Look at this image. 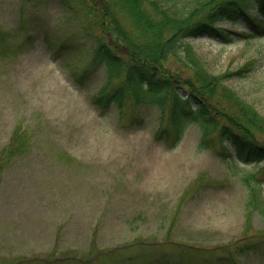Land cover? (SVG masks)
<instances>
[{"label": "rangeland", "instance_id": "1", "mask_svg": "<svg viewBox=\"0 0 264 264\" xmlns=\"http://www.w3.org/2000/svg\"><path fill=\"white\" fill-rule=\"evenodd\" d=\"M87 11L76 0H0V264H154L245 240L261 247L235 264H264V221L247 205L256 168L198 147L194 122L176 143L159 138L166 115L155 105L99 109L92 96L105 72L88 66ZM219 26L250 30L244 20ZM229 37L183 42L264 115V33ZM182 57L180 47L164 67L191 77ZM214 93L223 120L236 109Z\"/></svg>", "mask_w": 264, "mask_h": 264}, {"label": "trees", "instance_id": "2", "mask_svg": "<svg viewBox=\"0 0 264 264\" xmlns=\"http://www.w3.org/2000/svg\"><path fill=\"white\" fill-rule=\"evenodd\" d=\"M76 1L92 15V25L86 29L92 45L88 66H103L105 72L99 92L92 96L96 106L107 110L112 104L122 115L127 104L137 108L155 105L161 116L166 115L165 125L156 135L166 140L172 134V143L182 138L188 123L199 125L198 147L210 149L231 163L239 161L244 168H256L245 177L249 187L247 205L256 209L264 221V196L259 186L264 180V138L257 135L264 132V115L221 83V78L231 74H212L192 46L183 42L204 34L231 40L230 32L243 36L264 33V0ZM224 20L233 24L244 20L250 31L221 28L219 24ZM180 47L191 77L183 78L164 67L167 55H176ZM245 69L236 73L242 74ZM217 88L229 94L236 109L223 112V120L217 113L212 114ZM136 119L131 116L130 123ZM255 173L261 178L256 179ZM245 241L225 251L215 248L214 254L204 258L164 253L156 256L154 264H196L202 259L200 264H235L237 256L261 247L258 241Z\"/></svg>", "mask_w": 264, "mask_h": 264}]
</instances>
